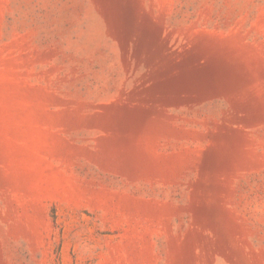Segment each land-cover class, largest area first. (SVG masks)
<instances>
[{"label":"rangeland","instance_id":"rangeland-1","mask_svg":"<svg viewBox=\"0 0 264 264\" xmlns=\"http://www.w3.org/2000/svg\"><path fill=\"white\" fill-rule=\"evenodd\" d=\"M0 264H264V0H0Z\"/></svg>","mask_w":264,"mask_h":264},{"label":"water","instance_id":"water-1","mask_svg":"<svg viewBox=\"0 0 264 264\" xmlns=\"http://www.w3.org/2000/svg\"><path fill=\"white\" fill-rule=\"evenodd\" d=\"M193 53H194V52H192V51L189 52L190 55H194Z\"/></svg>","mask_w":264,"mask_h":264}]
</instances>
